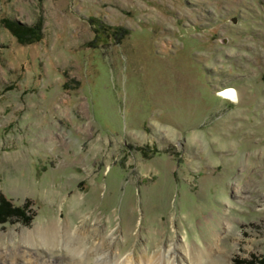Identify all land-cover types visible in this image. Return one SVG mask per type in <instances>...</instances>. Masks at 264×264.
I'll use <instances>...</instances> for the list:
<instances>
[{
  "label": "rangeland",
  "instance_id": "374dc122",
  "mask_svg": "<svg viewBox=\"0 0 264 264\" xmlns=\"http://www.w3.org/2000/svg\"><path fill=\"white\" fill-rule=\"evenodd\" d=\"M15 209L11 264L74 255L61 229L22 242L53 220L123 254L185 235L264 264V0H0V218Z\"/></svg>",
  "mask_w": 264,
  "mask_h": 264
},
{
  "label": "bare ground",
  "instance_id": "6f19581e",
  "mask_svg": "<svg viewBox=\"0 0 264 264\" xmlns=\"http://www.w3.org/2000/svg\"><path fill=\"white\" fill-rule=\"evenodd\" d=\"M220 93L222 96L231 99L236 96L234 88L224 89ZM152 215L154 216V214ZM151 218L153 220V217ZM60 229L64 231L68 241L72 239L77 240L76 243H73L74 246L72 244L66 245L67 247L70 246L69 249L74 254L67 262H61L56 258H43L40 256L39 250L35 252L23 247L20 250V257L27 264H79L82 260L90 259L91 257L96 258L98 264H216L213 260V255L217 254L221 248L219 242L215 245L207 244L206 246H201L196 242L191 243L185 235H182L175 242L164 244L153 252H150L146 246L137 254L135 252L123 254L120 248L113 246L115 239V232L113 230L105 233L102 240L87 246L88 228L82 226L73 230L69 222H66L63 226L58 220H53L47 226H37L27 232L23 231L22 242L35 246H46L47 249L52 250L59 245L58 233L61 231ZM32 240H35V242H32ZM107 243L112 246L108 247ZM7 255L5 251H0V264H11L7 262ZM77 255L82 259L78 261ZM206 257L209 258V262L205 263L204 259Z\"/></svg>",
  "mask_w": 264,
  "mask_h": 264
},
{
  "label": "trees",
  "instance_id": "16d2710c",
  "mask_svg": "<svg viewBox=\"0 0 264 264\" xmlns=\"http://www.w3.org/2000/svg\"><path fill=\"white\" fill-rule=\"evenodd\" d=\"M15 28L18 30L17 31V33H18L17 37L19 38V40L21 42L29 43V42H32V41H37V40H39L41 38V36H40L41 33L39 32V26H37V25H35V26L31 25L30 26V25H27V24H22V23H19V22H15L13 29H15ZM99 29H100V27H98V33L100 34L101 31ZM116 31H117L118 35L120 34L122 36L123 33L126 32L127 30L122 28V27H118V28H116ZM25 33H26V36L28 38H24L23 37ZM12 216L24 217L23 219L26 222L25 213H23V211L20 210V209H15V210H12L10 213L4 214V216L0 218V222H4V221L8 220Z\"/></svg>",
  "mask_w": 264,
  "mask_h": 264
},
{
  "label": "water",
  "instance_id": "95a60500",
  "mask_svg": "<svg viewBox=\"0 0 264 264\" xmlns=\"http://www.w3.org/2000/svg\"><path fill=\"white\" fill-rule=\"evenodd\" d=\"M225 88H228V87H225ZM232 88H234L235 90H236V88L235 87H232ZM237 97H238V95H237V90H236V96L234 97V98H232L233 100H236L237 99Z\"/></svg>",
  "mask_w": 264,
  "mask_h": 264
}]
</instances>
